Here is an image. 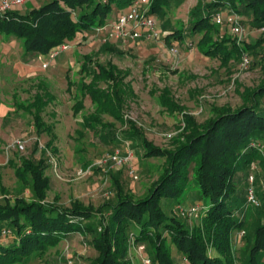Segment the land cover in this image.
<instances>
[{
	"label": "trees",
	"instance_id": "16d2710c",
	"mask_svg": "<svg viewBox=\"0 0 264 264\" xmlns=\"http://www.w3.org/2000/svg\"><path fill=\"white\" fill-rule=\"evenodd\" d=\"M134 1L48 0L25 14L12 9L0 18V35L21 40L25 56L49 57L82 32L104 26L114 9H126ZM173 2L178 5L184 0H151V17L163 15ZM225 10L246 17L257 29L264 28V0L198 2L188 13L189 39L203 56L217 59L228 76L233 74L232 63L242 66L247 56V68L259 70V81L244 86L234 80L240 103L214 104L203 121L180 105L169 88L162 89L158 102L163 111L181 116L167 146H156L134 120L126 118V100L134 95L125 82L127 75L111 61L103 65L83 55L74 109L82 111L86 96L94 107L83 115V126L101 138L117 139L116 145L129 142L125 149H133L141 161L162 160L156 166L157 178L138 197L123 185L121 168L109 170L111 199L98 207L76 200L63 206L57 200L45 201L50 183L45 150L36 159L25 158L16 175L25 182L30 177L34 196L0 202V264L44 258L72 233L80 234L95 251L88 264H137L128 258L131 245L144 246L152 264H180L179 259L185 264H264V32L254 42L221 33L213 16ZM185 38L180 30L163 37L170 45ZM103 48L114 49L110 44ZM68 84L70 90L74 84L69 79ZM45 104L37 98L38 129ZM104 116L113 122L104 121ZM116 124L125 127L123 139L117 138ZM45 149H52L51 141ZM250 174H254L252 181ZM249 190L258 205L248 201ZM191 198L201 202L197 223L189 222L181 211H186ZM211 250L217 255L211 256Z\"/></svg>",
	"mask_w": 264,
	"mask_h": 264
},
{
	"label": "rangeland",
	"instance_id": "374dc122",
	"mask_svg": "<svg viewBox=\"0 0 264 264\" xmlns=\"http://www.w3.org/2000/svg\"><path fill=\"white\" fill-rule=\"evenodd\" d=\"M140 1V11L153 16L149 13L151 0ZM211 1L184 0L178 5L173 2L163 15L154 16L162 30L161 37L156 40L143 37L134 47L123 46L120 41L110 38L111 23H108L106 30L97 31V28L82 32L75 42L64 44L68 49L52 57L34 56L33 59L29 55L25 62L19 46L9 59L0 55V178L3 186V189L0 188V202H4L5 198L13 200L17 196L33 199L30 177L28 181H23L16 175V169L25 158H38L40 150H45L44 158L48 162L45 171L50 181L45 199L47 203L57 200L60 205L69 206L76 200L98 207L111 199L113 188L108 171L115 172L120 168L112 167L107 156L116 152L127 160L121 167V180L125 188L138 197L147 193L151 182L157 178L156 166L162 160L141 161L133 149H125L129 142L116 145L117 139H104L100 134L86 129L82 117L94 108L87 96L82 100V111L75 112L78 98L73 94L79 87L82 57L89 55L103 65L111 61L127 75L125 82L131 85L134 95L126 100V118L134 120L156 146H167L180 125L181 116H172L163 111L158 102L162 89L169 88L180 105L186 107L198 121H203L214 104L237 106L240 103L234 80L251 86L260 78L257 68L242 67L238 62L232 63L233 74L228 76L224 69L219 68L217 59L206 58L190 41L189 10L198 2ZM46 2L48 0H25V4L17 10L25 14L33 6L38 7ZM157 12L158 9L153 14ZM227 12L222 11L223 14ZM238 22L243 30L241 39L248 42H254L264 32V28L257 29L250 25L246 17L239 16ZM175 30L185 32L186 38L183 43L171 41L170 45L163 37ZM219 30L221 33L230 32L226 24L219 25ZM105 44L112 45L114 49L104 50ZM172 47L177 49V53H170ZM68 79L74 84L70 90ZM101 86L104 87L103 84ZM38 97L46 101L39 113L43 123L40 129L34 121ZM103 120L113 122L109 116H104ZM123 128L116 124L118 140L123 137ZM50 141L52 149H45ZM130 165L136 169L135 179L129 174ZM97 167L101 169L96 170ZM239 176L245 177L243 172ZM253 177L254 174H250L248 180L251 181ZM188 205L184 207L186 211L179 210L190 219L189 222L197 223L201 202L191 198ZM241 245L238 244V248ZM173 252L176 257L175 248ZM95 255L86 239L72 233L44 258L33 259L26 264H88ZM210 255L217 254L211 250ZM128 258L133 263L146 264V260H149L152 264L142 245H131ZM179 262L185 264L180 259Z\"/></svg>",
	"mask_w": 264,
	"mask_h": 264
},
{
	"label": "built area",
	"instance_id": "2783aa9c",
	"mask_svg": "<svg viewBox=\"0 0 264 264\" xmlns=\"http://www.w3.org/2000/svg\"><path fill=\"white\" fill-rule=\"evenodd\" d=\"M24 4L25 0H0V18L10 10L20 8ZM140 5V0L134 1L127 11L120 14L117 19L111 23V27L109 28L110 38H113L116 41L118 40L124 45H128L129 43L133 45L143 37L147 40H156L161 37V31L158 28L157 21L153 17L148 16L147 13L140 11ZM213 22L218 25L226 24L229 27L231 34L237 35L241 38L243 30L238 23L237 16L216 13L213 16ZM107 27L108 26L105 25L102 28H98L97 31L106 30ZM66 49H68V46L62 45L58 49L52 51L49 56L52 57L59 51ZM170 53H177V49L172 47ZM248 64L249 59L247 56H244L242 66L247 67ZM107 157L112 167L117 169L123 167L124 164L127 163V160H124L117 152ZM129 174L134 179L137 178L136 169L132 165L129 166ZM248 201L253 205H258V201L255 199L252 190H249L248 192ZM146 264H150V261L146 260Z\"/></svg>",
	"mask_w": 264,
	"mask_h": 264
},
{
	"label": "crops",
	"instance_id": "0c3cea01",
	"mask_svg": "<svg viewBox=\"0 0 264 264\" xmlns=\"http://www.w3.org/2000/svg\"><path fill=\"white\" fill-rule=\"evenodd\" d=\"M128 8L129 7H127L126 9H121V10L117 9V11L114 9V11H116V12L113 11V13L111 14L110 18L108 19L106 25L108 23H112L113 21H115L117 19V17L120 14L124 13L125 11H127ZM160 31L162 32V30H160ZM104 33H105V31L103 32V34ZM121 44L123 46H125L122 42H121ZM135 44L132 45V44L129 43L127 46H131L132 45L131 47H134ZM20 45L21 44H20L19 39H17L15 36L0 35V55H2V56L4 55L5 58L7 57L9 59L10 58V54L14 53L15 50H18V46H19L20 47L19 49L22 52V57L25 59L24 61L26 62V59H28V58L24 55L23 43L21 45L22 47ZM15 47H16V49H15ZM32 57L34 59V56H32ZM7 62H9V60Z\"/></svg>",
	"mask_w": 264,
	"mask_h": 264
}]
</instances>
